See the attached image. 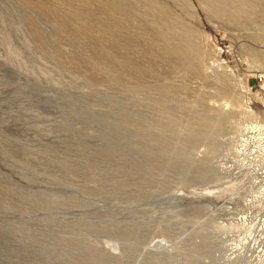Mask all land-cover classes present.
<instances>
[{"label": "rangeland", "instance_id": "1", "mask_svg": "<svg viewBox=\"0 0 264 264\" xmlns=\"http://www.w3.org/2000/svg\"><path fill=\"white\" fill-rule=\"evenodd\" d=\"M263 91L264 0H0V264H264Z\"/></svg>", "mask_w": 264, "mask_h": 264}, {"label": "water", "instance_id": "2", "mask_svg": "<svg viewBox=\"0 0 264 264\" xmlns=\"http://www.w3.org/2000/svg\"><path fill=\"white\" fill-rule=\"evenodd\" d=\"M170 227V226H169ZM173 226H171L172 228ZM183 229V228H182ZM181 237H175L174 239H154L151 237L144 244L143 247H138L134 242L126 243V249L123 254V259L125 261H130L131 264H189L192 263L191 258L188 257L192 255L191 251L185 253V255H180L178 248L180 245L187 246L189 239L181 240ZM195 240V239H192ZM109 246L114 249L117 248L118 241L111 239ZM205 242V241H202ZM182 257V259H181ZM189 260V261H188ZM205 259L203 257L197 261V264H204Z\"/></svg>", "mask_w": 264, "mask_h": 264}, {"label": "bare ground", "instance_id": "3", "mask_svg": "<svg viewBox=\"0 0 264 264\" xmlns=\"http://www.w3.org/2000/svg\"><path fill=\"white\" fill-rule=\"evenodd\" d=\"M264 133V132H263ZM263 136H264V134H262ZM253 246H254V244H253ZM255 248H256V251L257 252H263L264 251V249H263V245H261V247L259 248V245L257 246H254ZM236 248V247H235ZM239 248V247H238Z\"/></svg>", "mask_w": 264, "mask_h": 264}, {"label": "built area", "instance_id": "4", "mask_svg": "<svg viewBox=\"0 0 264 264\" xmlns=\"http://www.w3.org/2000/svg\"><path fill=\"white\" fill-rule=\"evenodd\" d=\"M262 100L264 101V91L261 93Z\"/></svg>", "mask_w": 264, "mask_h": 264}]
</instances>
